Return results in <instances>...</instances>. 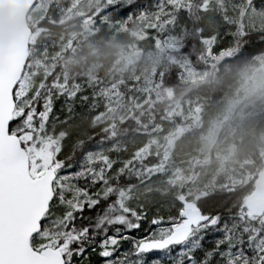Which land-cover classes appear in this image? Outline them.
<instances>
[{
  "label": "snow or ice",
  "instance_id": "obj_1",
  "mask_svg": "<svg viewBox=\"0 0 264 264\" xmlns=\"http://www.w3.org/2000/svg\"><path fill=\"white\" fill-rule=\"evenodd\" d=\"M82 92L51 74L0 92V264H264V214L184 198L153 209L133 194L125 161L82 140L65 156Z\"/></svg>",
  "mask_w": 264,
  "mask_h": 264
},
{
  "label": "trees",
  "instance_id": "obj_2",
  "mask_svg": "<svg viewBox=\"0 0 264 264\" xmlns=\"http://www.w3.org/2000/svg\"><path fill=\"white\" fill-rule=\"evenodd\" d=\"M43 1L41 16L33 22H29L30 16L28 18L33 34L38 30L45 34V37L37 38L34 44L30 43L29 47L27 65L37 58L39 60V68L36 71L38 77L34 79L33 84L51 74L54 79L68 85L79 83L83 88L82 94L89 97L84 104L79 100L75 101V116L68 125L72 139L67 142L65 156L72 155L74 140L95 144L97 151L111 156L116 161H123V156L116 157L122 155V151L134 154V157L125 161L128 167L125 178L127 183L138 188L145 183L143 177L161 164L169 143L186 146L188 141L185 142L184 139L190 140L192 136L195 141L200 127L210 122L214 110L218 108V104L213 103L223 94L230 97L235 95L238 103L245 102L246 110H250V103L253 101L262 113L255 118L264 114V97L258 100L262 94L261 87L246 97L233 92L241 77L231 69L232 66L238 69L242 61H250L253 57L264 54V27L248 31L246 36L230 32L231 43H236L234 48L227 47L212 56L211 53L217 51L209 49L208 43L205 44L200 33L195 30L201 26L200 15L206 0H122L123 4L137 2L140 5L139 8L131 10L137 14H130L128 17H117L111 9L106 11L109 5L117 4L119 0ZM45 4L51 8L50 11H44ZM179 8L187 11L189 22L186 20L185 25L189 30L178 48L169 49L164 44L169 29L172 28L174 14H177ZM210 24L215 26L217 22L213 19V23L209 22L208 25ZM215 35L216 47L223 49L226 41L220 37L219 31ZM88 43L92 48L87 46ZM158 46L162 66L152 84L146 86L145 78ZM92 51L98 59L92 58L90 61ZM177 54L187 57L197 68L212 67L215 64L218 68H209L201 82L185 81L182 79L181 67L166 59V55L167 58L170 55L177 58ZM222 58L228 63L226 71H223L221 63H218ZM94 67L95 75L91 82L87 83L88 72ZM203 88L211 93L206 96L209 103L202 113L200 126L194 123L195 118L187 120L190 125L180 123L181 115L187 107L185 99L192 100L190 94L195 93L199 97ZM237 113L238 111L234 110L227 118L222 121L219 119L221 122L214 136L216 142L213 147L228 140L227 135L232 132L234 124L233 116ZM260 119L255 122L257 124L253 126L251 134L233 142V157L224 162L222 177L215 185L205 190L206 192L203 191L204 195H191L193 202L219 210L223 215L236 213L238 210L246 211L243 196L249 190L259 168L260 156L257 149L264 152V117ZM169 125H172V130L167 131V137L156 152H152L155 138L166 131ZM147 140L151 146L149 150L142 148ZM134 141L135 146L142 144L138 152L129 149L130 143ZM111 142H116V147H121L122 151H109L106 145ZM249 146H252V150L255 149L252 151L253 160L251 159L254 166L245 162L249 157L246 154ZM71 162L76 163L75 160ZM116 166L119 168L121 165L117 163ZM138 166L143 174V181L135 176L127 179V174ZM165 185V188H152L149 192L147 190L134 195L150 208L159 207L167 211L169 204L173 202L169 194H163L170 183ZM180 195L174 198L175 201L182 198Z\"/></svg>",
  "mask_w": 264,
  "mask_h": 264
},
{
  "label": "rangeland",
  "instance_id": "obj_3",
  "mask_svg": "<svg viewBox=\"0 0 264 264\" xmlns=\"http://www.w3.org/2000/svg\"><path fill=\"white\" fill-rule=\"evenodd\" d=\"M42 2L44 1L39 0L32 13L29 14L31 17H29V22H33L41 16L40 14L43 11L41 10ZM43 8H45L44 11L51 10V8H48L46 4L43 5ZM186 15V9L179 8L177 10L175 19H173L172 28L169 29L170 32L165 40L164 45L166 48H178L181 45L183 38L188 34L189 28L185 25L186 20L188 19ZM200 16L201 26L195 28V30L199 31L205 44L208 43L209 49L217 51L216 53H211L212 56H215L225 48H234V45H236V43H231L229 36L230 32L234 34L236 32L241 36H246L248 31L264 27V0H206V4L203 5ZM213 19L216 20L218 25H208L209 22L213 23ZM238 19L240 20L237 23ZM187 22L189 21L187 20ZM120 27L121 26L119 25L118 28ZM218 31L221 33L220 37L223 38V41H226L223 49H220L215 45L217 41L215 33ZM44 35L39 30L35 32V34H32L30 41L31 44H34L37 41V38ZM87 46L92 48V45L89 43ZM91 54L90 61L92 58L94 60L98 59V57L94 55V51H92ZM177 55V58L171 55L167 58L166 55V59L168 62L170 59L176 61L175 64L181 67L182 79L185 81L201 82L206 77L209 68L210 70L218 68L216 64L212 67L197 68L189 62L187 57L179 54ZM87 60H89V57ZM77 63L79 64V61H77ZM218 63H221V66H219L223 68V71L227 70L228 63L224 58H222V60ZM84 64L86 63L84 62ZM208 64L210 65L211 62H208ZM240 65L242 66L239 69ZM240 65L237 67L239 70L235 69L233 66L231 67V69L239 75V78L241 77L240 82L238 78L239 83L236 87H234L233 92L240 94L242 97H246L247 94H250L252 91L255 92L259 89V87H261L262 94L258 97V100L263 98L264 86H262V84H264V54H259L258 56L253 57L250 61H242ZM161 66L162 58L158 46L157 52H154L153 54L151 66L145 78L146 86L152 84L158 75ZM38 68V58L28 63L27 69L25 70L26 72L21 82L25 85L33 84L34 79L38 77L36 72ZM95 72L96 67L88 72V78L86 79L87 83L91 82ZM210 93L211 91L203 88L200 90L199 97L196 93L190 94L192 100L185 99L184 102H186L187 107L184 114L181 115L180 123L190 125V122L187 120L195 118L194 123H197L199 127L202 122V113L205 112V107L209 103L206 96ZM235 97V95L230 97L223 94L219 98V100H221L220 102L219 100L214 102L213 105L218 104V108L214 110L210 122L208 124L205 123L202 127H200L198 135L194 138L195 141L192 136L190 140L184 139L185 142L188 141L185 144L186 146H183L182 144L179 145L178 143H176V145L174 143H169L167 152L163 156V161L159 166L150 171L147 176L143 177L139 166L130 171L127 174V179L135 176L140 178V181L144 180L145 182L142 186L139 185L138 188L133 187V194H142L143 191L147 190L149 192L152 188H165V184L170 183V186H168V189L165 190L163 194H169L168 196H170L172 202H175L174 198L181 193L182 194L180 196L182 198L185 200H191V195L196 193L204 195L203 191L215 185L220 177H222L224 162L230 157H233V142L235 140H241L246 135L251 134L253 126L257 124L255 122H258L260 118L264 117L263 114L255 118L256 115L262 113H260V108H257L253 101L250 103V110H246L245 102L243 104L238 103V99ZM188 102L193 105H189ZM234 110H237L238 113L233 116L234 124L231 128L232 132L227 135L228 140L226 139L216 147H213L214 142H216L214 136L218 129L219 122L230 116ZM185 119L186 121L184 122ZM219 119H221V121H219ZM175 126H177V124H175ZM171 130L172 125H169L166 131L162 132L155 138L152 152H156L161 142L167 137V131ZM135 144V141L130 143L129 149L135 152L140 151L139 148L142 144L139 146H135ZM143 147L148 148V150L151 148L148 140L144 143L142 148ZM106 148L109 149V151H122L121 147L120 149L116 147V142H111L110 144L108 143ZM252 151H255V149L252 150V146H249L246 151V154L249 157L245 160V162L249 166H254V163L251 161V159L253 160L254 155V152L252 153ZM257 153L261 156L263 154L262 149H257ZM118 156H123V161H128L135 155L124 153L122 151V155H116V157ZM141 177H143V180H141Z\"/></svg>",
  "mask_w": 264,
  "mask_h": 264
},
{
  "label": "water",
  "instance_id": "obj_4",
  "mask_svg": "<svg viewBox=\"0 0 264 264\" xmlns=\"http://www.w3.org/2000/svg\"><path fill=\"white\" fill-rule=\"evenodd\" d=\"M35 1L0 0V92L9 91L21 79L28 59L31 34L27 14ZM261 163L262 168L244 200L248 212L254 215L264 213V155Z\"/></svg>",
  "mask_w": 264,
  "mask_h": 264
}]
</instances>
